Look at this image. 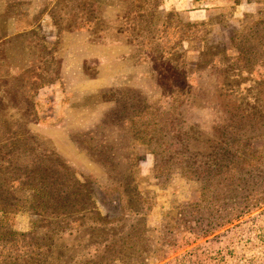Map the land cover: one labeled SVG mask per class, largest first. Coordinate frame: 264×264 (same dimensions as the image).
<instances>
[{
	"label": "rangeland",
	"instance_id": "374dc122",
	"mask_svg": "<svg viewBox=\"0 0 264 264\" xmlns=\"http://www.w3.org/2000/svg\"><path fill=\"white\" fill-rule=\"evenodd\" d=\"M0 158L5 264H264V0H0Z\"/></svg>",
	"mask_w": 264,
	"mask_h": 264
},
{
	"label": "trees",
	"instance_id": "16d2710c",
	"mask_svg": "<svg viewBox=\"0 0 264 264\" xmlns=\"http://www.w3.org/2000/svg\"><path fill=\"white\" fill-rule=\"evenodd\" d=\"M58 158V157H57ZM0 161L1 158H0ZM28 169V168H25ZM43 169V170H42ZM47 168H42L40 165H35L32 168H30L28 171L32 175V181H17V180H12V181H7L6 183L2 184L1 191L8 195L10 198L5 199V201H2V204L0 203V210L2 212V221H5V233H12L11 227L9 224V219H10V213L14 207H19L22 205L24 202H29L30 207L34 208L36 211L38 210L37 207H40L41 205L43 208L48 211L47 206H52L56 205L54 204V193L56 192V187L53 185V181L51 180V177L46 173ZM35 176V177H34ZM34 177V180H33ZM21 190H26L29 195H23L21 198L15 199L11 197V192H20ZM63 191V190H62ZM53 192V193H52ZM63 193L66 192H60L59 191V196L63 195ZM61 194V195H60ZM63 200L61 205L63 207L66 205L67 198L61 197ZM58 206V205H56ZM15 208V209H16ZM8 243V242H6ZM5 245H3L4 247ZM27 263H29V260H27ZM31 263H33L31 261ZM0 264H5L4 261H0Z\"/></svg>",
	"mask_w": 264,
	"mask_h": 264
}]
</instances>
